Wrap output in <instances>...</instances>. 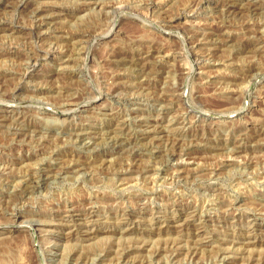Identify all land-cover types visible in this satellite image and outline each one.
Instances as JSON below:
<instances>
[{
  "label": "rangeland",
  "instance_id": "rangeland-1",
  "mask_svg": "<svg viewBox=\"0 0 264 264\" xmlns=\"http://www.w3.org/2000/svg\"><path fill=\"white\" fill-rule=\"evenodd\" d=\"M226 1L0 0V264H264V0Z\"/></svg>",
  "mask_w": 264,
  "mask_h": 264
},
{
  "label": "bare ground",
  "instance_id": "bare-ground-1",
  "mask_svg": "<svg viewBox=\"0 0 264 264\" xmlns=\"http://www.w3.org/2000/svg\"><path fill=\"white\" fill-rule=\"evenodd\" d=\"M25 1H27V0H25ZM107 1V0H106ZM111 1V0H110ZM21 2H23V0H21ZM20 2V3H21ZM235 1H226L225 2V4H224V6L226 7V11H227V13H231L232 15L233 14H238L237 12H236V4L234 3ZM110 3V2H109ZM96 4V3H95ZM107 3H105V5H106ZM44 6H40V7H38V8H36V10H35V18H36V20H35V23H34V27L33 28H35L36 30H40L41 28H43L46 24H48L49 22H48V16H46V15H44V12L45 11H47V10H45V8H43ZM49 9V8H48ZM51 9V8H50ZM49 12V11H48ZM252 12V11H251ZM47 13V12H46ZM226 13V14H227ZM228 17V16H227ZM176 18V17H175ZM178 18V17H177ZM172 19V18H171ZM171 23V22H170ZM257 24V23H256ZM259 24V23H258ZM261 25H248V23L247 24H244L243 25V27L244 28H249V27H251V28H254V29H256L257 30V28H259ZM263 26V25H262ZM261 28V27H260ZM259 28V29H260ZM58 29V28H57ZM215 29V28H214ZM253 29V30H254ZM59 30V29H58ZM218 30V29H217ZM246 30V29H245ZM249 30H251V29H249ZM52 31V30H51ZM60 31V30H59ZM219 31V30H218ZM223 31V30H222ZM225 31V30H224ZM56 32H58L57 30H56ZM215 32V31H214ZM52 33H53V31H52ZM50 34V33H49ZM58 34V33H57ZM220 34H221V32H220ZM220 34H219V32L217 33V32H215V33H213V36L212 37H204L202 40L204 41V42H212L213 41V39L215 38V40H217L218 38H219V36H220ZM66 35V34H65ZM74 35V34H73ZM72 35V36H73ZM81 35V34H80ZM248 35V34H247ZM89 36V35H88ZM226 36V35H225ZM37 37V36H36ZM62 37V36H61ZM221 37V36H220ZM222 38V37H221ZM96 39V38H95ZM76 40V39H75ZM93 40V39H92ZM220 41V40H219ZM198 42H202V41H199L198 40ZM214 42H217V41H214ZM213 42V43H214ZM206 44V43H205ZM209 44V43H208ZM243 45V44H242ZM68 46V45H67ZM119 46V45H118ZM152 48V47H151ZM143 51V50H142ZM154 51V49H152V51H151V53H149V54H147V56L146 57H142L140 60L138 59V61L136 62V64L137 65H141L143 68H144V70H145V67L147 66V64H148V60H149V55H151L152 54V52ZM150 52V51H149ZM36 53V52H35ZM67 53V52H66ZM160 53V52H159ZM38 55V54H37ZM210 55V54H209ZM38 57V56H37ZM40 57V56H39ZM43 57V56H42ZM39 60V59H38ZM37 61V60H36ZM35 64V63H34ZM147 69V68H146ZM149 69V68H148ZM153 70V69H152ZM121 78H122V75L119 73V75L117 76V77H115L114 78V84H113V92H114V94H115V92H117L119 89H120V83L119 82H117V80H121ZM154 80V79H153ZM232 80V79H231ZM3 83V82H2ZM232 89V88H231ZM162 91V90H161ZM175 91V90H174ZM66 95V94H65ZM84 96V95H83ZM167 96V95H166ZM59 97V96H58ZM156 98V97H155ZM172 98V97H171ZM89 99V98H88ZM87 99V100H88ZM121 99V98H120ZM58 100V99H57ZM83 97L81 96V97H60V100H58L57 102H55V107L54 108H56V109H58V110H60V112L62 113V112H70V111H74V110H76L77 108H80L81 106H82V104H83ZM231 104V103H230ZM216 111V110H215ZM27 113V112H26ZM80 118V117H79ZM173 118V117H172ZM3 118H2V116L0 117V121L2 120ZM4 122V121H3ZM16 123V122H15ZM19 124V123H18ZM146 126V125H145ZM156 127V126H155ZM13 128H15V127H13ZM149 128V126L147 125V129ZM241 128V127H240ZM19 129H20V127H19ZM18 129V130H19ZM17 130V131H18ZM142 130V129H141ZM146 130V129H145ZM151 130V129H150ZM84 131V130H83ZM14 132V131H13ZM110 132V131H109ZM113 132V131H112ZM149 133L150 132H152V131H148ZM146 133V132H145ZM16 135V134H15ZM83 135H84V133H79V134H77V138L79 139V140H81V139H83ZM162 135V134H161ZM86 138V137H85ZM158 139H159V136L157 137ZM156 138V139H157ZM76 139V138H75ZM169 141V140H168ZM185 142V141H184ZM263 142V141H262ZM86 143V142H85ZM115 143H118L117 141H115ZM193 143V142H192ZM156 144V143H155ZM160 144V143H159ZM234 144V143H233ZM236 144V143H235ZM156 145H158V144H156ZM181 146V145H180ZM3 147V146H2ZM169 147V146H168ZM183 147V146H182ZM125 148V147H124ZM124 148L122 147V146H119V150L116 152L117 154H119V156L121 155V154H123L124 153ZM178 148H180L179 147V145L177 144V143H173L172 144V146L170 147V152H168V153H170L171 155H173L175 152H177V149ZM195 147H192V146H190V147H188V148H186L185 149V151L187 152L186 154H191V153H193L194 151H195V149H194ZM138 150V149H137ZM54 152V151H53ZM53 152H51V154L53 153ZM76 154V153H75ZM169 154V155H170ZM235 154V153H234ZM53 156H60V155H58V153H54V154H52ZM32 156V155H31ZM51 156V155H50ZM105 156V155H104ZM131 156V155H130ZM24 157V156H23ZM124 157V156H123ZM123 157H121V158H119V159H121V162L119 163V165H123L124 164V158ZM15 158V157H14ZM20 159V158H19ZM22 159V158H21ZM20 159V160H21ZM141 159V158H140ZM234 159V158H233ZM77 160V159H76ZM127 160V159H126ZM132 160V159H131ZM221 160V159H220ZM8 161V160H7ZM228 161V160H227ZM87 162V161H86ZM85 162V163H86ZM117 162V161H116ZM89 164L90 163H86V167L88 168L89 167ZM64 165V164H63ZM81 166H82V164L80 163V161H76V162H74V163H71V164H69V165H67V166H65L64 167V169H66V170H71V169H81ZM94 166V165H93ZM91 167V166H90ZM118 167V166H117ZM138 167V166H137ZM143 167V166H142ZM62 168V167H61ZM136 167L134 166V165H131V168H129L130 170L128 171L127 169L125 170V171H128V172H133V170L135 169ZM183 168V167H182ZM63 169V168H62ZM123 169V168H122ZM30 170V169H29ZM115 170V169H114ZM50 171H53V169H50V166H48L46 169H44V170H41L40 172L38 171V172H35L34 174H33V172H27L28 174H27V176L26 177H24V179L25 180H23L24 181V184L18 189L19 191L16 193V195H21V194H23V193H25L26 191H27V189L29 190V188H31L32 187V185L33 184H35V183H39V182H41L43 179H45L47 176H48V174H49V172ZM65 171V170H64ZM185 170L183 169L182 170V172H184ZM217 171V170H216ZM1 172V171H0ZM4 172V171H3ZM137 172V171H136ZM2 173V172H1ZM0 173V174H1ZM140 173V172H139ZM19 174V173H18ZM95 174V173H94ZM117 174V173H116ZM121 174H124V175H126L127 174V172H120V174L119 175H121ZM184 174V173H183ZM187 175V174H186ZM3 180V179H2ZM19 182V181H18ZM23 183V182H22ZM35 187V186H34ZM6 192V191H5ZM14 193V192H13ZM10 194V193H9ZM261 195V194H260ZM22 196V195H21ZM15 197V196H14ZM258 201V200H257ZM74 203V202H73ZM136 204V203H135ZM134 205V204H133ZM254 205V204H253ZM61 206V205H60ZM173 206V205H172ZM260 208V207H259ZM64 213H66L65 215L66 216H60V217H57L58 218V220L59 219H62V217H68L71 221H73V222H71V224L73 223V225H74V228L75 227H77V226H79L80 224H78V223H80V222H78V221H80L81 220V218H80V216H81V214L79 213L80 212V209L78 208V207H76L75 205H73V204H69V205H66L65 206V209L64 210H62ZM261 211V210H260ZM229 212V211H228ZM92 213V212H91ZM263 213V212H262ZM3 214V213H2ZM13 215H16V213L15 214H13ZM87 215V214H86ZM122 215V219L124 220V219H127L128 221H133L134 219H133V213L131 212V211H126V212H124L123 214H121ZM263 216V215H262ZM7 217V216H6ZM17 218V217H16ZM114 218V217H113ZM189 218V217H188ZM253 218V217H252ZM166 219V218H165ZM11 220V219H10ZM42 220V219H41ZM41 220H39L38 221V223L40 224H42V225H58V226H60V227H70L68 224H67V222L66 223H64L65 222V218H63L62 220H61V223H59V222H57L56 221V223H53L54 221H55V219H54V221H53V219H52V221H46V222H43V221H41ZM136 220V219H135ZM185 220V219H184ZM5 221V220H4ZM13 221H15V220H13ZM69 221V220H68ZM10 223L12 222V221H9ZM36 222V221H35ZM78 222V223H77ZM87 222V221H86ZM58 223V224H57ZM84 223V222H83ZM133 223H135V221H133ZM179 223V222H178ZM23 224H24V222H23ZM30 224V223H29ZM85 224V223H84ZM86 225V224H85ZM150 225V224H149ZM181 225V224H180ZM206 225V224H205ZM78 228V227H77ZM181 229V228H180ZM161 230V229H160ZM6 231H8V233L9 232H18L19 231V229H13V230H11V229H7ZM72 231V230H71ZM70 231V232H71ZM127 231V230H126ZM169 231V230H168ZM178 231V230H177ZM183 231V230H182ZM196 231H198V230H195V233H196ZM20 232V231H19ZM22 232V231H21ZM20 232V233H21ZM45 232H47V231H45ZM50 232V231H49ZM49 232H47V233H49ZM53 232V231H52ZM70 232H69V234H70ZM78 232V231H77ZM87 232V231H86ZM85 232V233H86ZM113 232H118V231H113ZM112 232V233H113ZM128 232V231H127ZM54 233V232H53ZM88 233V232H87ZM91 234V233H90ZM141 236V235H140ZM247 236V235H246ZM197 237V236H196ZM247 237H249V236H247ZM261 237V236H260ZM88 238H89V236H88ZM143 239V238H142ZM146 239V238H145ZM165 239V238H164ZM197 239V238H196ZM217 239V238H216ZM119 240V239H118ZM235 240V239H234ZM234 240L233 241H231V243L233 244V243H235L234 242ZM145 241V240H144ZM230 241V240H229ZM197 242V241H196ZM222 242V241H221ZM225 242V241H224ZM223 242V243H224ZM145 243V242H144ZM195 243V242H194ZM222 243V244H223ZM252 243H254V242H251V241H246V243H242L243 245H250V244H252ZM175 244V243H174ZM174 244H172V245H174ZM225 244V243H224ZM134 245V244H133ZM133 245H131L130 247H129V249L128 250H126V254H128V252H130V253H132L133 252V250H135V249H138V246L137 245H135V247L133 246ZM171 245V246H172ZM137 246V247H136ZM147 246V245H146ZM240 246V245H239ZM173 247V246H172ZM253 247V246H252ZM128 248V247H127ZM145 247H144V245L142 244V245H140V247H139V250L140 249H144ZM174 248H175V252L177 251V252H179L180 250H182V247L179 245V246H176V245H174ZM243 248V247H242ZM248 248V247H247ZM106 249V248H105ZM104 249V250H105ZM190 249V251L191 252H195V247L193 248V246H192V248H189ZM196 249H198L197 247H196ZM219 249H222V247H220ZM103 250V251H104ZM108 250H110L109 248H108ZM125 250V249H124ZM174 250V249H173ZM225 250V252H224V254L228 251L227 250V248L226 249H224L223 248V250H221L222 251V253H223V251ZM239 250V249H238ZM249 250V249H248ZM52 251V250H51ZM102 251V250H101ZM102 251V252H103ZM220 251V252H221ZM233 251V250H232ZM107 252V251H106ZM119 252H120V250H119ZM188 252V251H187ZM229 252V251H228ZM235 252V251H234ZM238 252V251H237ZM121 253V252H120ZM124 253V254H125ZM196 253V252H195ZM123 254V253H122ZM123 254V255H124ZM176 254V253H175ZM188 254V253H187ZM192 254H194V253H191V255ZM227 254V253H226ZM104 255V254H103ZM243 255V254H242ZM155 256V255H154ZM235 256V255H234ZM224 257V256H223ZM231 257H233V256H231ZM70 258V257H69ZM119 259V258H118ZM253 262H255V259H251L250 260V263H253ZM20 264H28V263H26V262H22V263H20ZM257 264V263H256Z\"/></svg>",
  "mask_w": 264,
  "mask_h": 264
}]
</instances>
